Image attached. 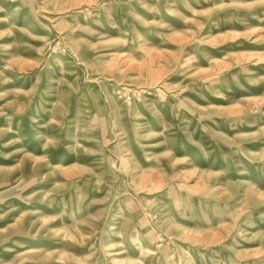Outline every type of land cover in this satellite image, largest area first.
<instances>
[{
    "label": "rangeland",
    "instance_id": "obj_1",
    "mask_svg": "<svg viewBox=\"0 0 264 264\" xmlns=\"http://www.w3.org/2000/svg\"><path fill=\"white\" fill-rule=\"evenodd\" d=\"M0 264H264V0H0Z\"/></svg>",
    "mask_w": 264,
    "mask_h": 264
}]
</instances>
